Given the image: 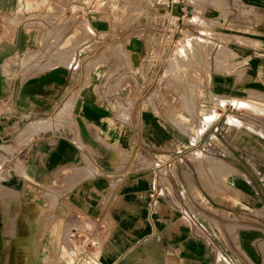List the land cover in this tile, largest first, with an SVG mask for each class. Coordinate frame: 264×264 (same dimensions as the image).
<instances>
[{
    "label": "crops",
    "instance_id": "crops-1",
    "mask_svg": "<svg viewBox=\"0 0 264 264\" xmlns=\"http://www.w3.org/2000/svg\"><path fill=\"white\" fill-rule=\"evenodd\" d=\"M130 1L0 0V223L38 205L40 223L57 197L39 245L54 264H264V119L203 118L193 131L187 115L188 80L201 112L251 95L264 110V0H228L235 21L220 30L239 34L212 52L235 55L179 84L177 45L162 25H125ZM60 110L59 128L39 130Z\"/></svg>",
    "mask_w": 264,
    "mask_h": 264
},
{
    "label": "rangeland",
    "instance_id": "rangeland-1",
    "mask_svg": "<svg viewBox=\"0 0 264 264\" xmlns=\"http://www.w3.org/2000/svg\"><path fill=\"white\" fill-rule=\"evenodd\" d=\"M231 2L232 1H230L229 3L228 0H136L134 1V4H132L131 1L128 4L127 2L124 3V8H127L128 12H124L121 20L125 25L129 26L137 24H149L154 26L159 24L163 26V28L166 30L164 34L167 33L170 36L173 49L174 43L177 45V48L175 49L177 51L176 55H180L181 57L178 62H187L186 69H177L175 71V69L172 68L171 70L170 78L172 82L175 84H179L180 72L183 73L186 71L188 77L190 78L192 73L195 74L196 72L201 71L202 67H204V71H206L207 73V62L210 58L212 59L211 67H214V63L216 60L219 61L220 64L217 71L223 72L225 68H227V65L225 63H227V60L230 57H233L235 53L227 48L225 50L224 47H220L217 53L212 52L214 49V47L212 48V46L215 45L213 42H219V40L222 41L227 39V35L229 34H239L220 30L224 29L227 24L233 23L235 21V14H233V10L231 9ZM165 7H167L166 11ZM238 8L241 12H243V14L241 17H239L240 21L237 22L243 23L248 16V12L245 11L241 6H238ZM167 12L169 13L167 14ZM168 24L172 25L170 31H168ZM180 25L182 26L180 27L182 30H180L179 28ZM175 26H178V28H175ZM152 34L153 33L151 32H145L146 37H151ZM196 43H198L199 45ZM190 44L196 45L197 49H199L197 51H192L193 48L190 47ZM201 44L203 45V47ZM199 46H201V48ZM209 47L211 51H208ZM202 48L204 50H202ZM205 50L208 51V54ZM133 54L139 55L138 53ZM133 54L132 56H135ZM197 54H199L200 56H198ZM77 74L78 72L75 71L76 76ZM188 83L189 107L187 109V115L190 123L193 125V131H195L202 125L203 118L206 121L229 120L232 124L234 122V119L239 120V117L237 115L241 114H245L248 118L264 119V110L260 109V106L256 103L258 101L254 98L253 95L244 98L232 97L230 99H222L217 97L215 98L210 111L207 110L201 112L198 110V104L201 97H196L194 95V90L195 88H197V86H199V84L195 83V81L193 80H188ZM69 88L70 87H68L67 90ZM225 100H229V102H226ZM65 108L66 110L70 111L71 103H67ZM3 110V107H0L1 113ZM66 110H60L58 113L55 112L54 114L45 117L46 119H39L44 122L45 126L47 125V127L40 128L39 130L59 128L65 121V119L68 118V113ZM3 121L5 120L0 118V128H4L9 124L8 122L3 123ZM236 123L238 124V122H235V124ZM33 124H29L25 128L22 127L19 130V133L17 134L18 145L27 140V134H30L32 132L34 133V128L31 129V126H33ZM35 130H37V128H35ZM13 134L15 133H9V135L7 134L6 137ZM4 149L8 153H10L13 152L15 148L12 146H5ZM3 161L4 158L0 153V173L1 169L3 168L1 166ZM17 169L19 170V173H23V170L21 168ZM0 177L1 179H6L5 175ZM4 194L5 190L3 188H0V199L1 195ZM34 194L37 196L36 199L39 200V191H36ZM56 199L55 203L52 204V207L48 210L51 215L47 216L44 221L40 223L39 205L37 207L29 208L27 213H25L24 215L13 216L12 214V216L9 217L8 221L0 223V264L55 263L52 257L45 255L41 256L38 252L39 245L43 244L42 246L44 247L48 246L47 238H45L44 240L42 238L46 235V229H50L52 223L57 219V216L55 217L52 211V209L56 210ZM60 227V223L57 222L51 228L50 236L48 239L50 246H54L57 244V234L59 233V231H61ZM30 248L32 249V255L28 254ZM70 251H72V248H70ZM68 253L69 250L67 248H63L61 253L62 258L66 259ZM88 264H90V262H88Z\"/></svg>",
    "mask_w": 264,
    "mask_h": 264
},
{
    "label": "bare ground",
    "instance_id": "bare-ground-1",
    "mask_svg": "<svg viewBox=\"0 0 264 264\" xmlns=\"http://www.w3.org/2000/svg\"><path fill=\"white\" fill-rule=\"evenodd\" d=\"M193 43H195V42H193ZM196 44H198V43H196ZM203 44H204V43H203ZM190 45H191L190 47L193 48V50L191 49L192 51H194V50L197 51V50L199 49V48L197 49L196 45H194V44H190ZM198 45H199V44H198ZM201 45H202V44H201ZM208 45H209V44H208ZM206 46H207V44H206ZM188 47H189V46H188ZM190 47H189V48H190ZM199 47L201 48V46H199ZM202 47H203V45H202ZM213 47H214V46H212V48H213ZM202 50H204V49L202 48ZM209 50H210V47H209L208 51H209ZM225 50H226V48H225ZM205 51H206V50H205ZM208 51H206V53H207ZM210 51H211V50H210ZM221 51H222V49H221ZM219 52H220V51H219ZM219 52H218V53H219ZM192 53H193V52H192ZM206 53H205V54H206ZM226 53H227V52H226ZM226 53H225V54H226ZM207 54H208V53H207ZM222 54H223V53H222ZM182 55H183V54H182ZM197 55L200 56L199 54H197ZM220 55H221V53H220ZM222 56H223V55H222ZM224 57H225V56H224ZM180 58H181L180 55H176V61H179ZM208 60H209V59H208ZM220 66H221V65H220ZM66 90H67V88H66ZM211 113H212V111H211ZM47 124H49V123H47ZM233 124H235V122H233ZM235 125H239V124L236 123ZM35 127H36V125H34L32 128H34V130H35ZM37 127H39V128H44V127H47V125L45 126V125H44V122L39 121V122L37 123ZM236 127H237V126H236ZM239 127H240V125H239ZM28 129H29V128H28ZM45 129H47V128H45ZM43 130H44V129H43ZM91 176H92V175H91ZM74 252H75V251H74ZM33 253H34V252H33ZM38 253H39V252H38ZM86 264H88V262H87Z\"/></svg>",
    "mask_w": 264,
    "mask_h": 264
},
{
    "label": "built area",
    "instance_id": "built-area-1",
    "mask_svg": "<svg viewBox=\"0 0 264 264\" xmlns=\"http://www.w3.org/2000/svg\"><path fill=\"white\" fill-rule=\"evenodd\" d=\"M192 205H193V207H196V203H195V202H194V203L192 202ZM185 214H186V215H189L188 212H185Z\"/></svg>",
    "mask_w": 264,
    "mask_h": 264
}]
</instances>
